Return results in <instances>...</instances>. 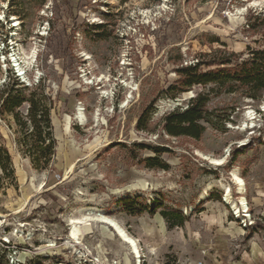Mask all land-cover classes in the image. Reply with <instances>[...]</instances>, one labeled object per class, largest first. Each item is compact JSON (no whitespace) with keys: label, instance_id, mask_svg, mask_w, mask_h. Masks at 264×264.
Returning a JSON list of instances; mask_svg holds the SVG:
<instances>
[{"label":"rangeland","instance_id":"374dc122","mask_svg":"<svg viewBox=\"0 0 264 264\" xmlns=\"http://www.w3.org/2000/svg\"><path fill=\"white\" fill-rule=\"evenodd\" d=\"M263 42L264 0H0V97L14 81L47 97L55 140L50 167L36 170L13 118L0 114L14 172H0V257L7 264H264V92L259 100L210 94L212 124L203 123L198 141L162 129L166 114L211 88L194 86L171 100L178 70L220 57L239 64ZM134 197L147 208L140 216L120 203ZM241 198L247 212L237 206ZM163 211L180 213L183 225L170 227ZM101 217L136 242L139 258Z\"/></svg>","mask_w":264,"mask_h":264},{"label":"trees","instance_id":"16d2710c","mask_svg":"<svg viewBox=\"0 0 264 264\" xmlns=\"http://www.w3.org/2000/svg\"><path fill=\"white\" fill-rule=\"evenodd\" d=\"M124 4L129 0H117ZM104 25L95 26L96 29ZM233 59L220 57L208 63L197 61L194 66L178 70L177 86L169 88L168 96L171 100L177 95L189 91L194 86H211L207 93H200L190 99L186 107L175 108L166 114L162 120V129L170 137H186L198 141L205 127L203 123L212 124L209 119L207 105L209 95L216 92L234 94L241 92L252 100H259L264 92V42L263 48L250 50L248 57L239 64H233ZM205 66L206 71L200 70ZM217 67L215 69H211ZM28 92V93H27ZM0 114L11 116L17 125L19 134L18 144L23 154L29 158L32 167L36 170H47L54 158L55 140L50 120L49 99L38 95L36 89L30 90L22 83L14 81L11 86L6 85L0 97ZM27 106L25 116L20 113L23 106ZM160 151H157L159 153ZM149 161L152 162V159ZM165 168V166L161 167ZM0 172L6 177L13 178V169L7 150L3 147L0 137ZM219 200V197H217ZM131 216L142 215L147 208L139 205V197L126 198L120 202ZM158 206L149 210L150 215L157 212ZM160 215L170 227H180L185 218L180 213L161 212ZM0 264H7L0 257Z\"/></svg>","mask_w":264,"mask_h":264},{"label":"bare ground","instance_id":"6f19581e","mask_svg":"<svg viewBox=\"0 0 264 264\" xmlns=\"http://www.w3.org/2000/svg\"><path fill=\"white\" fill-rule=\"evenodd\" d=\"M252 114H248V119L249 120H252ZM78 120H80L82 123L84 122V119H83V114H82V111L81 110H77V117H76ZM79 121V122H80ZM208 160L210 161L211 164L215 165V166H222L225 162V159L224 158H219V159H216V158H208ZM233 176V181L237 184L238 186V189H237V194L241 195L243 193V187H244V184H243V181L241 179H239L234 173L232 174ZM214 183V182H213ZM211 183L209 186H207V188L202 192L201 196H200V199H205L207 197V194L208 192L210 191V189L214 186V184ZM215 184L217 185H220L221 187L222 184L220 181H217L215 182ZM224 189V200L227 202V203H230L232 204V206L234 207L235 211L236 210V203L234 204L233 202H231V198H230V190L228 187L224 186L223 187ZM240 206L241 209H243L244 212H247L246 209H247V205H246V201L244 198H241L239 203H237V206ZM239 209V208H238ZM239 211V210H238ZM237 213V212H236ZM86 219V218H84ZM100 221V220H99ZM81 221H79L77 224H80ZM101 223L107 225L109 228H112L115 233L117 234V236L129 247L130 251L132 252V254L139 258V250H138V247H137V244L136 242L131 239L130 237H128L127 234H125L124 230L119 227L115 222H113L112 220H109L107 218H102L101 217Z\"/></svg>","mask_w":264,"mask_h":264}]
</instances>
